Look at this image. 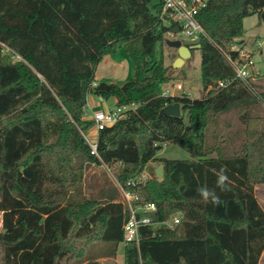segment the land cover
Masks as SVG:
<instances>
[{
	"label": "trees",
	"instance_id": "obj_1",
	"mask_svg": "<svg viewBox=\"0 0 264 264\" xmlns=\"http://www.w3.org/2000/svg\"><path fill=\"white\" fill-rule=\"evenodd\" d=\"M152 2L0 0V264H59L70 255L91 260L88 248L103 243L113 245L103 255L117 257L126 214L116 194L102 189L98 199L85 196L82 182L93 164L113 169L123 186L149 172L143 195L158 208L155 220L181 215L174 229L156 236L145 230L139 248H125L124 264L260 263L264 93L236 80L225 54L239 59L231 48L245 37L247 18L264 21V0H207L198 15L205 32L198 99L162 96L174 78L157 46L170 28L161 18L163 0ZM121 46L134 78L123 86L97 84L98 65ZM220 81L230 83L217 89ZM90 95L136 107L99 133L102 162L82 135L94 126L85 120ZM176 103L187 119L161 116ZM166 144L192 160L157 158ZM155 162L164 168L162 180L150 166ZM221 167L229 177L224 192L213 171ZM202 186L216 188L219 206L202 201Z\"/></svg>",
	"mask_w": 264,
	"mask_h": 264
},
{
	"label": "built area",
	"instance_id": "obj_2",
	"mask_svg": "<svg viewBox=\"0 0 264 264\" xmlns=\"http://www.w3.org/2000/svg\"><path fill=\"white\" fill-rule=\"evenodd\" d=\"M207 5V0H163V9L161 18L166 26L170 28L167 35L174 37L172 30L179 28V34L186 36L185 40L202 39L205 34L203 27L198 21L200 11ZM236 45V44H235ZM232 46V51L240 52L239 59L234 60L230 54H225L228 62L233 67L236 80L241 81L244 85L253 84L254 81L261 76V72L257 69L252 57L246 54L243 50L236 49ZM7 52H10L7 50ZM13 59L21 60L19 56H14ZM230 82L220 81L217 89L226 88ZM213 88L209 87L207 92ZM163 97H187L194 99L191 93L186 94L184 86L181 83L173 82L164 87ZM135 106H116L113 110L107 112L102 119H95L93 130L94 136L92 140L82 133L86 144L90 149L93 157L102 162L98 151L99 133L107 128H111L120 121L128 117L131 110H135ZM111 175H113L116 187L120 193V204L124 207L126 214L125 223L123 225L124 238L122 242L123 256L124 250L127 246H136L139 248L143 239V232L147 229H152L153 236L155 232L163 227L174 229L181 223V215L179 213L173 214L169 220L165 222H158L155 220L158 214V208L154 203L147 202L143 195V189L147 183L152 179L149 172L144 171L138 176L130 179L125 186L121 185L115 178L113 169L105 164H102Z\"/></svg>",
	"mask_w": 264,
	"mask_h": 264
},
{
	"label": "rangeland",
	"instance_id": "obj_3",
	"mask_svg": "<svg viewBox=\"0 0 264 264\" xmlns=\"http://www.w3.org/2000/svg\"><path fill=\"white\" fill-rule=\"evenodd\" d=\"M160 0H153L152 5H156ZM245 26V38L237 43L236 49H242L246 54L252 57L257 69L261 72V76L253 82L256 91L264 93V21L260 19L258 15L247 18L244 22ZM186 36L183 34H177L174 37L170 35L165 36L166 40H185ZM164 57L165 66L170 67L169 75L174 78L168 84L173 82L181 83L184 86L186 94L191 93L194 99H198L203 95V85L201 77V55L199 50L195 52V55L190 59H187L184 65L180 69L173 67L175 60L178 58L177 51L166 44L157 46V57L160 59ZM135 65L131 59H128L124 67L125 78L117 80L119 86H123L128 83L134 77ZM97 73V70H96ZM192 88H197V90ZM110 105L114 108L112 102ZM260 115L264 116V104L260 110ZM181 116L187 119L188 113L181 110ZM236 121L235 116L232 118V122ZM86 135L94 140V130L90 129L86 132ZM157 158L167 160L189 161L192 160L188 152L183 150L177 145L166 144L163 149L158 153ZM151 167L157 168L160 165L158 162L151 163ZM83 192L86 197L98 199L100 191L103 189L106 193L116 194L118 200L120 199L119 191L116 187L113 175L107 171L103 165H91L83 178ZM256 196L259 204L264 209V185L256 188ZM2 213L0 212V234L2 233ZM113 248V245L108 243L97 244L89 249L90 255H93V259L89 260L88 257L81 258L78 256H68L60 261L59 264H124L123 258V246L119 245L118 255L115 259H109L107 261H97V257L108 253ZM264 264V260L262 263Z\"/></svg>",
	"mask_w": 264,
	"mask_h": 264
},
{
	"label": "crops",
	"instance_id": "obj_4",
	"mask_svg": "<svg viewBox=\"0 0 264 264\" xmlns=\"http://www.w3.org/2000/svg\"><path fill=\"white\" fill-rule=\"evenodd\" d=\"M244 38L242 40H244ZM128 59L130 58L126 53L125 46H121L115 54L105 56L97 67L95 82L97 84L101 82H105L109 84H117L118 82L117 80H122L123 78H125V73L123 70ZM134 74H135V70H134ZM194 89L197 90V88H192L193 91ZM110 102H112L115 107L117 106V102L115 99H110L107 101L94 95L88 96L87 106L85 110V120L93 122L95 119H102L107 112L115 108V107L113 108L110 105ZM118 202H120V199L118 200ZM117 255H118V250H117ZM109 259L110 258L101 255V257H99L97 261H107ZM262 260H264V253L262 254L260 263H262ZM122 262L124 263L123 259Z\"/></svg>",
	"mask_w": 264,
	"mask_h": 264
},
{
	"label": "water",
	"instance_id": "obj_5",
	"mask_svg": "<svg viewBox=\"0 0 264 264\" xmlns=\"http://www.w3.org/2000/svg\"><path fill=\"white\" fill-rule=\"evenodd\" d=\"M179 28L172 30L174 35L179 34ZM202 39L197 40H166V44L175 49L178 54V58L175 60L173 67L175 69H180L187 59H190L195 55V52L201 49ZM161 116H181V105L176 103L167 106L162 112ZM164 168L159 166L155 169V175L158 180L163 179Z\"/></svg>",
	"mask_w": 264,
	"mask_h": 264
},
{
	"label": "clouds",
	"instance_id": "obj_6",
	"mask_svg": "<svg viewBox=\"0 0 264 264\" xmlns=\"http://www.w3.org/2000/svg\"><path fill=\"white\" fill-rule=\"evenodd\" d=\"M217 176L216 188L221 192L228 191L229 189V177L227 175L226 167H221L219 170H213ZM216 188L199 187L197 189L198 195L204 203H211L213 206H219L221 203L220 197L216 192Z\"/></svg>",
	"mask_w": 264,
	"mask_h": 264
}]
</instances>
